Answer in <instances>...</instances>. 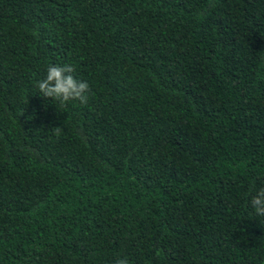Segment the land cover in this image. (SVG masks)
Here are the masks:
<instances>
[{"label": "trees", "instance_id": "trees-1", "mask_svg": "<svg viewBox=\"0 0 264 264\" xmlns=\"http://www.w3.org/2000/svg\"><path fill=\"white\" fill-rule=\"evenodd\" d=\"M261 187L264 0H0V264H261Z\"/></svg>", "mask_w": 264, "mask_h": 264}, {"label": "clouds", "instance_id": "clouds-1", "mask_svg": "<svg viewBox=\"0 0 264 264\" xmlns=\"http://www.w3.org/2000/svg\"><path fill=\"white\" fill-rule=\"evenodd\" d=\"M74 68L71 65H49L44 78L37 82L41 96L51 98L62 104L69 101H78L86 104L89 99V84L73 76ZM251 206L258 216H264V187L259 188L251 196ZM116 264H128L126 259H118Z\"/></svg>", "mask_w": 264, "mask_h": 264}, {"label": "rangeland", "instance_id": "rangeland-1", "mask_svg": "<svg viewBox=\"0 0 264 264\" xmlns=\"http://www.w3.org/2000/svg\"><path fill=\"white\" fill-rule=\"evenodd\" d=\"M261 264H264V259L262 260Z\"/></svg>", "mask_w": 264, "mask_h": 264}]
</instances>
